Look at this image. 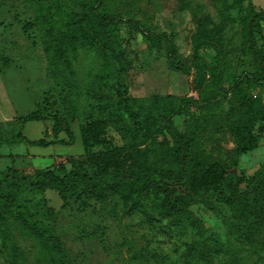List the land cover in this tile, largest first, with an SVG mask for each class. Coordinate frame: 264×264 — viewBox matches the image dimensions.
<instances>
[{
  "label": "rangeland",
  "instance_id": "obj_1",
  "mask_svg": "<svg viewBox=\"0 0 264 264\" xmlns=\"http://www.w3.org/2000/svg\"><path fill=\"white\" fill-rule=\"evenodd\" d=\"M103 4V11L171 34L180 60L193 53L196 43H208L179 70L170 64L166 42L150 40L143 28L101 25L92 11L95 0H0V197L8 195L17 212L10 216L0 199V226L9 230L5 238L0 229V264H65L34 222L60 237L74 264H204L198 246L188 251L196 233L175 222L159 199L122 190L90 192L83 184L65 198L54 185L37 189L16 178L63 165L71 169L72 161L82 160L92 162L97 177L114 172L106 165L115 160L112 147L82 143L81 124L91 115L115 117L126 136L120 138L113 127L108 139L139 144L152 168H179L171 129L190 136L203 157L235 167L225 187L244 190L264 164V138L258 148L238 156L229 133L244 115V96L258 109L264 107V85L225 91L218 82L222 69L214 46L222 48L227 83L253 70L247 27L253 13L264 12V0ZM256 35L264 49L263 22ZM19 132L52 144L14 143ZM163 182L178 193L197 194L173 179ZM190 211L230 245L228 250L215 247L214 264H264V228L239 208H211L199 199Z\"/></svg>",
  "mask_w": 264,
  "mask_h": 264
},
{
  "label": "trees",
  "instance_id": "obj_2",
  "mask_svg": "<svg viewBox=\"0 0 264 264\" xmlns=\"http://www.w3.org/2000/svg\"><path fill=\"white\" fill-rule=\"evenodd\" d=\"M25 1L46 4L55 0ZM103 3L104 0H95V5L92 8L95 18L101 25L116 27L130 23L136 27L143 28L145 35L150 40L166 42L168 59L170 64L176 69H186L198 55L201 45L208 43V41L196 43L193 53L186 59L180 60L176 55L171 34L165 31L156 32L144 28L143 23L139 20L124 18L119 14L103 11ZM262 22L264 23V12H255L251 15L247 27V42L254 59L255 68L251 71L242 72L231 83H227L224 78L225 61L222 48L214 43L222 69L218 82L225 91H236L241 84L264 85V49L259 46L256 35V29ZM242 107L243 117L234 121L229 128V133L235 142V152L238 156L248 154L258 148L264 138V107L258 109L255 100L246 98V96L243 97ZM33 116H28L23 120L27 121ZM113 127L116 128L120 138L126 136L124 128L117 125L115 117L91 115L81 124L80 138L86 147L95 145L112 147L111 150L115 160H107L106 165L113 166L115 168L114 172H104L97 177L93 174L94 165L92 162L90 160H82L79 162L72 161L71 169L63 165L40 169L36 176L28 174L16 175V178L29 182L30 185L37 189H42L46 185H54L65 198L68 195L76 194L78 185L83 184L84 190L90 192H97L100 189L108 191L122 190L127 195L135 193L144 199H159L163 209L173 216L175 222H178L179 225L185 223L188 228L196 233L197 238L188 244V251L193 252L195 247L198 246V256L204 264H214L213 254L217 250L215 247L228 250L230 245L223 241L218 234L213 233L201 218L192 215L190 208L199 199L207 202L211 208L213 204L237 207L247 218L264 228V164L260 166L253 178L248 181L244 190L239 189L235 184L225 187L222 184L234 176L235 167L213 162L203 157L194 149L193 139L185 133L182 134L176 129H171L174 141L171 151L176 157L175 160L179 168H152L153 161L149 155L142 153L138 146L139 144L117 145L113 143L112 138L108 139ZM12 141L14 143L27 142L30 145L45 147L52 144L41 139L31 140L22 132H19ZM164 179H173L185 186L193 187L196 189L197 194L178 193L175 188L164 183ZM212 191L216 192L209 197ZM6 196L8 195L0 197L1 200H4L2 203L3 210L10 216H16L17 212L12 209ZM34 228L38 233L46 236L52 243L53 251L60 255L65 264H74L58 235L41 227L36 222H34ZM0 229L2 235L5 238L8 237L9 230L2 226H0Z\"/></svg>",
  "mask_w": 264,
  "mask_h": 264
},
{
  "label": "crops",
  "instance_id": "obj_3",
  "mask_svg": "<svg viewBox=\"0 0 264 264\" xmlns=\"http://www.w3.org/2000/svg\"><path fill=\"white\" fill-rule=\"evenodd\" d=\"M47 147V146H46Z\"/></svg>",
  "mask_w": 264,
  "mask_h": 264
}]
</instances>
